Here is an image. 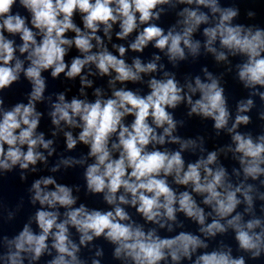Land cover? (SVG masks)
Returning <instances> with one entry per match:
<instances>
[{
  "label": "clouds",
  "instance_id": "clouds-1",
  "mask_svg": "<svg viewBox=\"0 0 264 264\" xmlns=\"http://www.w3.org/2000/svg\"><path fill=\"white\" fill-rule=\"evenodd\" d=\"M258 4L0 0V264H264Z\"/></svg>",
  "mask_w": 264,
  "mask_h": 264
}]
</instances>
